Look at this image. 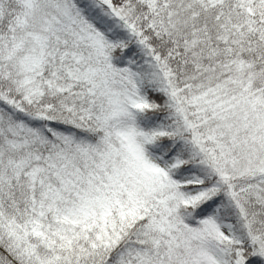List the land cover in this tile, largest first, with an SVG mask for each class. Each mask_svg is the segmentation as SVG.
<instances>
[{
  "label": "snow or ice",
  "instance_id": "obj_1",
  "mask_svg": "<svg viewBox=\"0 0 264 264\" xmlns=\"http://www.w3.org/2000/svg\"><path fill=\"white\" fill-rule=\"evenodd\" d=\"M0 264H264V0H0Z\"/></svg>",
  "mask_w": 264,
  "mask_h": 264
}]
</instances>
